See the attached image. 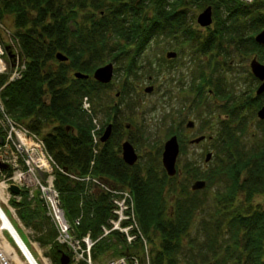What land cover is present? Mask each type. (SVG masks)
<instances>
[{"label": "trees", "instance_id": "obj_1", "mask_svg": "<svg viewBox=\"0 0 264 264\" xmlns=\"http://www.w3.org/2000/svg\"><path fill=\"white\" fill-rule=\"evenodd\" d=\"M189 4L213 8L214 28H209L204 38L193 27ZM8 19L15 28L14 37L26 70L22 78L5 85L4 106L14 119L42 136L54 157L55 185L66 216L71 222L80 218L75 226L77 234L91 232L98 237L102 225L113 216V202L105 189L71 175L96 177L112 187L128 189L134 196L135 215L147 238L148 251L143 240L128 244L121 232L114 231L95 245L94 259L107 255L113 246L111 254H133L141 264H181L184 259L186 264H264V205L245 206L256 196H264V141L249 149L243 138L250 120L264 104V92L236 100L228 92V81L219 77L214 83L204 71L196 76L201 82L193 87L195 97L201 99L212 90L214 96L227 99L223 110L228 117L221 120L218 134L210 136L217 161L214 167L201 170L194 162H188L181 169L177 163L175 176L167 174L162 162L144 167L138 162L127 164L122 157L118 115L111 112L107 116L113 118V134L95 154L93 118L82 107L83 97L89 95L94 110L103 108L94 101L112 83H102L92 74L104 62L127 61L129 77L124 82L120 104L130 96L136 90L129 81L139 68L138 56L160 35L177 43H196V52L201 54L216 49L221 52L222 42L229 41L240 52L264 56V45L255 38L264 29V0L251 4L240 0H0V23ZM60 51L68 56L67 61L57 59ZM216 68L212 66V72ZM73 71L90 76L76 78ZM251 76L260 82L252 73ZM6 79L4 74L2 82ZM207 86L211 88L206 91ZM120 104L111 109L118 112ZM257 123L263 124L264 120ZM262 132L264 137V127ZM181 174L187 175V184L178 182ZM191 179L206 180L204 194L219 183L213 192L215 209L198 227L206 239L199 249L193 244L190 230L195 215L206 203L201 190H192ZM167 192L172 195L169 212ZM240 196L242 203L236 207ZM12 202L20 206L18 213L26 225L42 229L43 225L39 227L36 222L38 218L50 219L44 207L37 210L23 200ZM50 227L36 240L42 246L49 245L47 256L54 264H61V254L70 252L56 241L54 225ZM112 236L115 242H108L106 238ZM191 256L198 258L192 262Z\"/></svg>", "mask_w": 264, "mask_h": 264}, {"label": "rangeland", "instance_id": "obj_2", "mask_svg": "<svg viewBox=\"0 0 264 264\" xmlns=\"http://www.w3.org/2000/svg\"><path fill=\"white\" fill-rule=\"evenodd\" d=\"M206 7L200 8L196 7L195 4H189V8L192 11V20H194L193 27L198 30L200 38H204L208 34L210 31L209 28H214V25H211L208 28L202 27L197 22V16ZM90 10L94 13H98V11L93 8ZM14 32L15 28L11 24V19L0 24V39L6 45H11L12 42L15 44L18 43V39L14 37ZM178 44L179 43H177L176 40L167 35H160L151 41L145 52L138 56L137 65L139 68H137L135 73L131 75L132 80L130 79L129 81V83L136 85V90L130 96L126 97L121 104L120 95L123 91L124 82H127V77H129L125 69L127 61H122L123 63L114 62L115 72L113 80L111 81L112 86L107 89L104 88L99 97L94 101V104L99 102L103 108L99 109V111L95 108L97 111L96 113L89 95L83 97L82 107L93 118V128L99 126L100 132L101 130L105 131L107 125L110 122H113V118H108V112H111L112 115L115 116L118 115V123L122 128L121 144L125 139L131 140L132 138L134 140V142L131 141L140 155L138 163L143 167L150 163L155 165H158L159 162L161 163L165 141L172 135L176 134L181 146V152L178 157V166L183 169V166L188 162H194L201 170L211 169L217 161L213 149L214 142L210 136H216L218 134L221 128L220 119L227 118V114L223 110L227 99L216 97L211 91L207 96L197 99L195 97L196 94L193 93V87L201 82V78L198 79L196 76H200L202 71H204L206 77L212 79L214 83L219 77L223 78L229 82L228 86L230 88H227L228 92L231 94L232 98H235L236 100H240L241 97L248 94L255 96L260 83L255 81L251 76L250 62L254 55H257L258 59L264 63V56L258 55V53L240 52L229 41L222 42L223 50L221 52L216 49L209 54L197 53L194 45L196 43L192 44L191 42H187L184 44L185 46ZM168 51H178V58L175 61L168 63L166 61ZM134 52L135 51L133 50V54ZM210 58H212V66L217 67L215 72H212ZM105 63L108 62H104L103 64ZM201 67L202 70L200 69ZM197 71L199 73L195 75ZM73 73L74 71L72 74ZM6 75L8 77V74ZM150 85L154 86V90L152 92H146L145 87ZM209 88H211V86H207L206 91L209 90ZM117 93L119 94L117 95ZM86 98L87 103L84 102ZM115 104H120L118 112L111 109ZM86 105L89 108L88 110L85 107ZM189 120L195 122L194 127H187V122ZM258 120L259 118L256 112L243 135L244 142L249 149L256 148V145L262 144L264 141L262 132L264 123L258 124ZM127 123L131 124L129 129L125 128V124ZM203 134L207 137L201 142H190L191 139ZM159 152L161 153L159 154ZM208 152H211L212 156L209 161H206V154ZM56 167L57 165L55 168ZM186 180L187 175L181 174L178 182L187 184ZM193 182L194 179H191V185ZM218 186L219 183L212 185L208 192L204 194L203 191L208 187L207 183V187L201 190L202 194L200 196L205 198L206 204L205 206L203 205L204 207L202 209L200 208L197 215H195L190 230V237L192 238L193 244L198 249L206 240L202 235L203 233L198 232V227L202 220L208 218L211 215L210 213L215 209L213 192ZM28 188L32 189L34 193H38L37 186H31ZM30 189H27L29 193ZM27 190L24 194H22L23 191L14 194H22V198H18V200H23L25 204H31L30 206L31 208L33 206V209L37 208V210H42L41 207L45 208L46 215L50 218L48 219L49 221H40V217L38 218L39 220L36 221L40 223V225H38L39 227H42L43 225L42 229L37 228L32 224L26 225L21 220L18 213V211H20V206H17V204L14 205L12 202L15 198H13L10 203L14 208L12 212L6 206H3V208L7 210L12 223H14L19 233L29 245L38 263L54 264L51 257L47 256L49 245L42 246L36 239L38 236H41L40 234H45L48 231L47 228H51L50 225H54L56 232L57 228L48 214L45 202L42 201L39 196H29ZM165 199L166 212H169L172 203V195L170 192L165 194ZM241 203L242 198L240 196L237 199L235 206L237 207ZM252 204L254 206L259 204L264 205V196H256L252 203H246L245 206H250ZM45 225L48 227L46 226V228ZM49 230L52 231V229ZM114 237L115 236H112L106 239H108V242H113L115 240ZM144 238L146 239V242H148L146 236ZM1 240L2 239L0 238V241ZM155 240L158 242L157 237H155ZM118 247L119 246L117 245V249H119ZM2 248L4 250L3 245ZM113 249L114 247L111 246L110 252L113 251ZM110 252L107 253V255H100V259L98 260L94 259L96 264H106L109 260L121 256L118 253L111 254ZM7 257L12 264H16V261L10 255H7ZM190 258L193 260L192 262H194L198 257L191 256ZM186 263H188L186 259L181 261V264ZM200 263V261H197V264Z\"/></svg>", "mask_w": 264, "mask_h": 264}, {"label": "built area", "instance_id": "obj_3", "mask_svg": "<svg viewBox=\"0 0 264 264\" xmlns=\"http://www.w3.org/2000/svg\"><path fill=\"white\" fill-rule=\"evenodd\" d=\"M240 1L251 4L255 0ZM11 47L12 57L10 58L6 44L0 39V137L2 136L4 140L3 143H0V190L5 198V200L2 199V204L12 212L14 208L10 204L11 200L22 198V195H16L11 190L12 184L18 185L22 191L30 189L28 187L37 186L38 193H34L30 189V193L27 190L28 195L39 196L45 202L48 214L57 228L56 241L66 246L70 252L69 264H96L92 255L93 248L101 239L114 231L121 232L123 239L128 244H134L138 239L143 240L148 251L145 236L135 215V201L132 192L128 189L112 187L89 175L85 177L71 176L81 181H92L111 193L113 216L108 220V224L102 225V233L98 237H93L91 232L84 235L77 234L75 226L80 223V218L71 222L66 217L60 191L55 185L56 162L54 157L48 151L40 134L18 122L5 109L2 97L5 85L22 78L26 70V61L19 47L14 42ZM4 74H8L5 83L2 82ZM86 101L87 98L84 102L87 103ZM85 107L87 110L89 109L87 105ZM91 132L96 154L101 142L99 126L94 127ZM1 164H6L7 168H3ZM0 206L2 207V205ZM0 238L2 239L0 241V264H12L2 248L3 236L0 235ZM106 264H141V262L137 256L126 253L109 260Z\"/></svg>", "mask_w": 264, "mask_h": 264}, {"label": "water", "instance_id": "obj_4", "mask_svg": "<svg viewBox=\"0 0 264 264\" xmlns=\"http://www.w3.org/2000/svg\"><path fill=\"white\" fill-rule=\"evenodd\" d=\"M197 22L202 27H209L214 23V15H213L212 6H207L201 13H199V15L197 16ZM255 38L259 44L264 45V29L260 31L259 33H257ZM6 49L8 50L9 56L12 57L10 46H7ZM176 55L177 53L175 51H169L167 54L168 57H175ZM56 57L60 61L68 60V56L61 51L56 54ZM250 68L254 76L257 77L261 81V84L259 85L257 89V95H260L264 92V63H262L255 55L251 59ZM114 72H115L114 62H108L96 68L93 74V78L102 83H110L113 80ZM74 76L76 78H88L90 75L82 71H75ZM153 90H154L153 85L147 86L145 88L146 92H152ZM257 116L259 119L264 120V105L260 109H258ZM194 124L195 122L193 120H189L187 122V127H194ZM111 132H112V123H109L101 137V141L106 142L110 138ZM205 138H206V135L203 134V135H200L198 137L191 139L190 142L199 143ZM3 141H4L3 137L1 136L0 143H3ZM180 152H181L180 141H179L178 136L174 134L165 141L164 149L162 152V164L169 176H175L178 172L177 162H178V157L180 155ZM211 156H212V153L208 152L206 154V161H209L211 159ZM122 157L124 161L129 165H134L135 163H137L139 159V154L136 151L134 144L129 139H126L122 142ZM1 166L3 168H7L6 164H1ZM206 187H207V182L206 180H203V179L196 180L191 185L192 190H203ZM11 190L14 193L18 194L20 193L21 188L18 185L12 184ZM16 234L19 239L15 241L17 242L20 249L27 256L25 250L23 249V247H25L26 250L33 257L31 252L28 250V247L26 246L25 242L20 237V235L17 232ZM33 259L35 260L34 257ZM70 259H71L70 255L68 253L63 252L61 254V264H69ZM36 264L38 263L36 262Z\"/></svg>", "mask_w": 264, "mask_h": 264}, {"label": "bare ground", "instance_id": "obj_5", "mask_svg": "<svg viewBox=\"0 0 264 264\" xmlns=\"http://www.w3.org/2000/svg\"><path fill=\"white\" fill-rule=\"evenodd\" d=\"M6 46H10V45H6ZM7 52H8V50H7ZM200 69L202 70V67ZM197 73H199V72L197 71L195 73V75ZM256 95H257V93H256ZM2 199L5 200V198L3 197L2 193H1V190H0V205H2V207L0 206V208H1L0 209V216H1V218H0V235L3 236L4 242H3L2 245L4 247V250H5L6 254L7 255H10L16 261V264H36V262L38 263L37 259L35 258L34 254L32 253V251L29 248H28V250L31 252V254L35 258L36 262L33 259V257L30 255V253L26 250V248L23 247V249L25 250L27 256L23 253V251L20 249V247L18 246L17 242L15 241V240H18L19 239L18 236H17V234H16V232L18 230L14 226V224L12 223V221L6 215L8 213H7V210L5 208H3L4 205L2 204ZM17 233L20 235L19 232H17ZM7 235H9L11 239H9V237Z\"/></svg>", "mask_w": 264, "mask_h": 264}, {"label": "flooded vegetation", "instance_id": "obj_6", "mask_svg": "<svg viewBox=\"0 0 264 264\" xmlns=\"http://www.w3.org/2000/svg\"><path fill=\"white\" fill-rule=\"evenodd\" d=\"M151 43V42H150ZM150 43L147 45V47H145L142 51H141V53L140 54H142V53H144L145 52V50L148 48V46L150 45ZM187 42H180L178 45H184V44H186ZM185 46V45H184ZM169 52V51H168ZM168 52H167V54H168ZM176 53H177V55L175 56V57H168L167 55V62L169 63V62H173V61H175L177 58H178V56H179V52L178 51H175ZM103 65V64H102ZM93 74H94V72H93ZM93 74H92V76H93ZM259 83H261V82H259ZM146 88V87H145ZM137 90H138V85H137ZM211 93H213V91H211ZM119 93H117V95H118ZM119 97V96H118ZM227 117H228V115H227ZM225 119H227V118H225ZM225 119H220V121L221 120H225ZM110 123H112V132H111V135L113 134V122H110ZM131 127V124H129V123H127V124H125V128H127V129H129ZM122 129V128H121ZM104 133V132H103ZM100 135H103L102 134V131L100 132ZM111 137V136H110ZM126 140V139H125ZM130 140V139H129ZM124 141V140H123ZM131 141V140H130ZM132 142V141H131ZM133 143V142H132ZM121 149H122V144H121ZM135 149H136V147H135ZM139 154V153H138ZM139 157H140V155H139ZM138 162V161H137Z\"/></svg>", "mask_w": 264, "mask_h": 264}]
</instances>
